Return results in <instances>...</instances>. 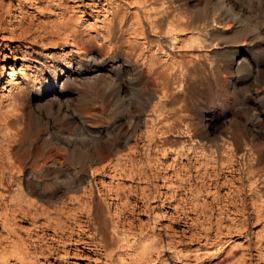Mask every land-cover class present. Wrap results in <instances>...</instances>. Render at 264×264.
I'll use <instances>...</instances> for the list:
<instances>
[{
  "label": "rangeland",
  "instance_id": "1",
  "mask_svg": "<svg viewBox=\"0 0 264 264\" xmlns=\"http://www.w3.org/2000/svg\"><path fill=\"white\" fill-rule=\"evenodd\" d=\"M0 264H264V0H0Z\"/></svg>",
  "mask_w": 264,
  "mask_h": 264
},
{
  "label": "bare ground",
  "instance_id": "2",
  "mask_svg": "<svg viewBox=\"0 0 264 264\" xmlns=\"http://www.w3.org/2000/svg\"><path fill=\"white\" fill-rule=\"evenodd\" d=\"M207 20V19H206ZM214 21V20H213ZM201 26V25H200ZM229 27V26H228ZM203 29V28H202ZM197 32H199V31H197ZM246 36V35H245ZM245 57V56H244ZM243 56H240L239 58H237L236 60H235V64H236V66L239 68V67H242V66H244V65H248V63L246 62V60H245V58H244ZM79 63V62H78ZM70 65V64H69ZM97 67V66H96ZM255 67V66H254ZM69 68V67H68ZM78 69V68H77ZM79 70H80V68H79ZM97 70V69H96ZM81 71V70H80ZM89 71V70H88ZM256 74V73H255ZM80 76V75H79ZM256 76L257 75H254V73H251L250 74V78H251V81H255L256 80ZM82 78V77H81ZM259 84V83H258ZM263 86V85H262ZM257 91H259L257 88H254V92H257ZM253 92V93H254ZM258 93V92H257ZM263 93V92H262ZM12 99H11V102L12 101H15L16 100V95H14V96H12L11 97ZM257 98V97H256ZM12 104V103H11ZM14 104V103H13ZM261 112V111H260ZM253 117H254V121H255V119L256 120H258V118H259V116H260V114H259V112H258V110H257V106H255V110L253 111ZM89 130V129H88ZM90 131V130H89ZM28 175V174H27ZM33 180H35L36 182H38L39 181V179L38 178H36V177H33ZM41 190H43V188H41Z\"/></svg>",
  "mask_w": 264,
  "mask_h": 264
}]
</instances>
